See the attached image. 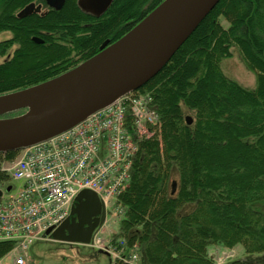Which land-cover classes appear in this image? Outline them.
Returning a JSON list of instances; mask_svg holds the SVG:
<instances>
[{
  "label": "trees",
  "instance_id": "trees-1",
  "mask_svg": "<svg viewBox=\"0 0 264 264\" xmlns=\"http://www.w3.org/2000/svg\"><path fill=\"white\" fill-rule=\"evenodd\" d=\"M35 1L44 2L0 0V28L18 29L23 42L27 33H49L46 50L27 42L28 51L0 67V96L75 68L163 0H114L99 18L67 0L44 18H16ZM234 47L256 75L254 89L221 69ZM138 93L150 96L158 125L151 126L153 137L136 143L129 183L117 198L124 215L112 245L122 257L137 249L140 264H215L214 247L264 255V0H221ZM186 110L193 113L191 125ZM174 169L178 181L171 182ZM13 248V242L0 243V258ZM226 264H264V257Z\"/></svg>",
  "mask_w": 264,
  "mask_h": 264
},
{
  "label": "built area",
  "instance_id": "built-area-1",
  "mask_svg": "<svg viewBox=\"0 0 264 264\" xmlns=\"http://www.w3.org/2000/svg\"><path fill=\"white\" fill-rule=\"evenodd\" d=\"M151 101L149 95L123 96L54 138L12 157L0 154V243H14L15 264H26L35 241L50 239L46 233L70 216L81 191L95 192L111 207L129 182L131 131L141 136L158 125ZM92 246L111 252L99 235ZM223 254L217 264L234 258L232 251Z\"/></svg>",
  "mask_w": 264,
  "mask_h": 264
},
{
  "label": "water",
  "instance_id": "water-1",
  "mask_svg": "<svg viewBox=\"0 0 264 264\" xmlns=\"http://www.w3.org/2000/svg\"><path fill=\"white\" fill-rule=\"evenodd\" d=\"M65 1L46 0V3L55 10H61ZM112 1L80 0L79 7L82 11L99 17ZM220 1L163 0L119 40L113 43L110 40L105 41L99 53L72 70L36 87L66 76L88 77L102 68L107 61H112L115 57L119 58L121 53H117L121 48L130 43L138 32L145 30L148 37L136 57L134 56L135 58L118 72L115 71L112 77L59 107L35 115H24L29 108L27 104H8L6 108L0 110V153L21 151L54 138L79 125L94 113L112 105L121 97L137 92L160 73ZM40 9V6L30 5L23 13L38 12ZM23 13L21 15H24ZM102 61L105 63L100 68L93 69ZM123 63L117 60L112 64L116 67ZM114 67L111 72L115 70ZM32 88L35 86L0 97ZM23 110L25 112L19 116L5 118ZM192 122V119L187 117V123L191 125ZM1 194L0 192V196ZM106 213L98 195L91 190H83L75 198L70 216L53 232L50 229L47 234L51 233L55 241L90 245L96 231L105 224Z\"/></svg>",
  "mask_w": 264,
  "mask_h": 264
},
{
  "label": "rangeland",
  "instance_id": "rangeland-1",
  "mask_svg": "<svg viewBox=\"0 0 264 264\" xmlns=\"http://www.w3.org/2000/svg\"><path fill=\"white\" fill-rule=\"evenodd\" d=\"M221 24L224 28L228 27V22L225 20H221ZM232 57L229 59H224L221 62V69L223 73L230 79L238 82L240 85L247 89H254L256 87V75L255 73L249 71L247 66L244 63L243 57L237 48H232ZM25 110L19 111L18 113H24ZM186 115L189 117L193 116V113L187 110L184 111ZM18 113H14L13 115H18ZM9 117V116H8ZM153 128L156 127L152 126ZM141 136L139 135V139L142 137L151 138L154 136V132H149L147 129L142 131ZM134 141L137 140V136H133ZM136 144V142H135ZM134 146L131 144V149L135 151ZM178 181V173L176 170H172V180ZM16 186L19 184L14 183ZM171 184V183H170ZM122 207L117 206L115 209H109L111 213L107 216V221L102 228V232L99 235H102V239L104 240V245L106 243H111L116 235L119 232V223L123 218L124 211ZM117 243L123 244L121 239H117ZM103 246V244L101 245ZM212 248V247H211ZM210 248V249H211ZM127 251V250H123ZM229 249H217L214 247L209 250V254L213 257L215 264L224 256L223 253H226ZM234 252L233 259H244L250 258L259 262L263 259L264 255L246 254L244 248L242 246H237L231 250ZM139 254L137 249H133L128 251V255ZM115 255V254H113ZM128 256V261H131ZM138 256V255H137ZM116 257L113 258L106 253H101L100 250L92 248L90 245H83L78 243H69V242H61L55 240H39L35 241L28 249L27 257L25 258L26 264H116L117 261H113ZM133 261V260H132ZM134 262V261H133ZM0 264H15L14 254L9 252L5 256L0 258Z\"/></svg>",
  "mask_w": 264,
  "mask_h": 264
},
{
  "label": "bare ground",
  "instance_id": "bare-ground-1",
  "mask_svg": "<svg viewBox=\"0 0 264 264\" xmlns=\"http://www.w3.org/2000/svg\"><path fill=\"white\" fill-rule=\"evenodd\" d=\"M149 26L151 27V24ZM147 37L148 34L145 30L138 32L135 38L130 43L121 48V50L117 53H121L119 58L115 57L112 61H107V63L102 68H100V66L105 63L102 61L101 64L99 63V65L93 68L100 69L96 70L88 77L79 78L66 76L60 79H55L38 87L35 86V88L17 94L0 97V110L6 108L8 104L23 103L29 106L24 115L31 116L59 107L77 95L84 93L95 85H98L109 79L116 72L122 69L123 66L125 67L136 57L135 55L141 49ZM133 42L136 44H132ZM117 60L119 63H124L114 67L112 63ZM113 67L115 70L111 72Z\"/></svg>",
  "mask_w": 264,
  "mask_h": 264
},
{
  "label": "flooded vegetation",
  "instance_id": "flooded-vegetation-1",
  "mask_svg": "<svg viewBox=\"0 0 264 264\" xmlns=\"http://www.w3.org/2000/svg\"><path fill=\"white\" fill-rule=\"evenodd\" d=\"M66 1H65V4H66ZM79 1L80 0H78V3H79ZM113 2H114V0L112 1L111 5L113 4ZM65 4H64V6H65ZM30 5H34L35 7L40 6L41 9L38 12L30 11L29 13H26V14L23 13L24 9L27 8ZM111 5L99 17L103 16L108 11V9L111 7ZM2 10H3V8L0 7V14H1ZM50 10H55V9L51 8L50 6H48L47 3H46V0H44V2H36L35 1V2H31V3L27 4L24 8H22L20 11H18L14 15L18 19H25V18H28V17H32L33 15H38L40 18H44V17L47 16V14L50 12ZM56 11H58V10H56ZM81 11H82V9H81ZM22 13L24 15H21ZM87 14H90V13H87ZM90 15H92V14H90ZM92 16H94V15H92ZM94 17H96V16H94ZM99 17H96V18H99ZM21 35L22 34H21V32L18 29H15V28H0V67L9 66V65L13 64L14 60H16L17 57H19L23 53H25L26 50L28 51V49H27L28 47H26V46H28V43H29V45L31 43L33 45L39 46L40 50H46L47 49L49 33L45 34L44 32H37L34 35L27 33L26 36L27 35H31V36L28 39H26L24 42H23V39H22ZM34 50L37 51L38 49L35 48ZM99 50H100V48H99ZM45 64H48L47 67H51L52 66L49 63H45Z\"/></svg>",
  "mask_w": 264,
  "mask_h": 264
},
{
  "label": "crops",
  "instance_id": "crops-1",
  "mask_svg": "<svg viewBox=\"0 0 264 264\" xmlns=\"http://www.w3.org/2000/svg\"><path fill=\"white\" fill-rule=\"evenodd\" d=\"M217 249L221 250L220 248H217Z\"/></svg>",
  "mask_w": 264,
  "mask_h": 264
}]
</instances>
